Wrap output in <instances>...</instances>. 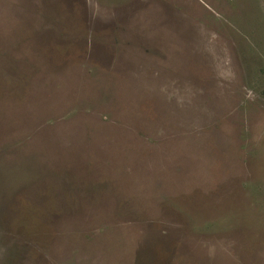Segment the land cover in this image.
<instances>
[{
	"label": "rangeland",
	"instance_id": "rangeland-1",
	"mask_svg": "<svg viewBox=\"0 0 264 264\" xmlns=\"http://www.w3.org/2000/svg\"><path fill=\"white\" fill-rule=\"evenodd\" d=\"M0 264H264V0H0Z\"/></svg>",
	"mask_w": 264,
	"mask_h": 264
}]
</instances>
